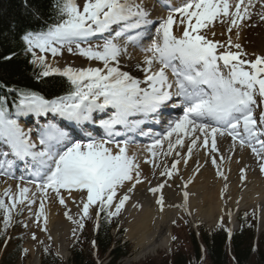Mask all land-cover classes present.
Segmentation results:
<instances>
[{"label": "bare ground", "instance_id": "obj_1", "mask_svg": "<svg viewBox=\"0 0 264 264\" xmlns=\"http://www.w3.org/2000/svg\"><path fill=\"white\" fill-rule=\"evenodd\" d=\"M233 1L237 2L238 9H240V5L245 8L250 7L255 12L263 14L264 17V0H221V3L226 9ZM146 3L150 9L138 16H144L156 9V3L152 0H146ZM244 3L249 6H245ZM130 17H135V14H131ZM201 20L202 15L197 11L184 8L176 32L180 38L188 39L190 33L197 29ZM136 36L125 38L127 39L125 41L116 38L117 35L106 37L109 44L113 43L114 45H112L109 58H106L102 65L91 61L74 64L81 71L98 73L97 80H88L81 85L79 94L84 97V100L90 99L100 105L111 103L113 107H117L118 104L126 106L132 102L138 103L147 98L154 99L167 94L171 85H174V80L177 88L180 87V82L174 78L172 73L174 68L168 67V60H171L175 55L177 59L186 62L187 64L179 66L182 74L183 70L185 71L191 66L190 62L193 57L190 59V53L194 48L193 50L196 52L193 62L196 61L197 55L201 51H205L206 59L204 58L205 65L202 69L204 74L207 73L212 77L211 101L207 104V110L210 112L214 110L219 101L217 92L223 88V82L219 81L218 74L214 71L211 73L208 69L210 65H216L215 56H220V52L210 53L204 48L200 51L197 50L195 44L183 42L181 39L174 41L173 44L169 40L164 47L159 49V59L163 66L158 70H153L143 58L132 57L135 56V53H131L133 51L131 47ZM234 40L236 43L239 41L237 37ZM199 75L200 72L188 73L186 77L182 76V78L187 80V77L192 79ZM127 88H130L129 97L126 93ZM174 89L176 88L174 87ZM245 99L244 106L247 104V96ZM198 106L195 105L192 108L196 115L200 116L202 111L198 109ZM239 109L230 100L225 99L222 101V109L218 113L235 112ZM135 112H139V110L137 109ZM138 114L131 116L130 113H127L129 121L127 129L131 128L133 123L138 120L136 118L139 117L135 116ZM243 126L242 129H250L248 119H244ZM215 127L219 126L215 125ZM235 127L238 125L231 126V128ZM197 128L199 129V127ZM146 132L152 135L158 134V131L154 129H147ZM210 134L217 149L216 156L206 155V144L203 140L199 150L195 148L192 153L190 152L191 147L195 146L196 140H193L192 144L191 141L188 143L186 139L178 140L176 146L180 148V154L178 151H173L165 157L161 166L160 164L158 166L147 150L141 153H131L125 150L120 154L116 150L113 152L98 151L97 159L111 170L106 184L112 193V201L122 205L124 217L127 218L125 235L128 240L133 242L134 249L139 250L135 258L144 257L158 250L169 251L171 224L182 211H193L194 218L202 219L212 225L225 214L229 216L230 221H234L235 215L240 209L254 208L258 212V232H264V154L259 152L257 156L251 157L250 153L253 150L248 147L242 149L239 147L238 141H236L237 144L232 142V139L237 136L233 130H228L225 135H221L219 130ZM245 140L249 141V139ZM166 142L167 138L164 137V143L157 142L151 147H161L166 150ZM14 145L20 148V143L16 138ZM241 150V153L234 154ZM201 151L204 153L201 154ZM31 153L37 157L42 156V154ZM144 155H148V157H143ZM231 156L232 158L228 160ZM206 162H210L211 165L204 166ZM136 164H140L141 167H133ZM232 167L233 170L237 169V174L234 173ZM150 173L151 176L148 177ZM35 174L36 172L33 176ZM9 187L11 184L3 183L0 190ZM27 189V186H20V193H24ZM32 190L35 191V189ZM36 194L55 198L50 194H44L41 188L36 190ZM79 194L80 196L74 200L69 195L67 200H58L56 203L45 205L44 202H40V217L42 219L40 231L44 235H50L54 242L64 240L63 238L69 234L68 207L72 210L74 205H84L93 198L92 190L86 185L81 186ZM44 201L47 202V200ZM28 249L32 254L33 262L37 261V246L29 245Z\"/></svg>", "mask_w": 264, "mask_h": 264}, {"label": "rangeland", "instance_id": "obj_2", "mask_svg": "<svg viewBox=\"0 0 264 264\" xmlns=\"http://www.w3.org/2000/svg\"><path fill=\"white\" fill-rule=\"evenodd\" d=\"M77 3V6L82 8L83 5L89 2V0H74ZM126 3V0H107L102 7L105 9L103 11V16H106L107 14L111 13L114 10V7L121 5L124 6ZM85 4V5H86ZM192 4V3H191ZM84 5V6H85ZM187 5V4H186ZM245 6H249L244 3ZM84 8V7H83ZM217 10V6L214 4L210 12L208 14L209 18L212 17L214 12ZM99 12V13H100ZM163 14L166 16L162 23L159 25L160 30H162L163 25L167 23V20L169 23H174L177 21V19L180 16V9L177 14H173L170 10H163ZM218 17L216 21L208 20V17L205 15L206 19V29L204 30V38L210 37V39L214 40L215 43L212 44V48H215L216 50L219 49L223 52L232 53L234 56L239 52V54H242V58L244 61H247L248 65H246L244 62L240 63L239 66L232 63L227 64H221L219 63V68L224 71L226 76L228 74H236L240 78V84L236 85L237 88H239L240 91H250L246 86L247 77L251 71L250 67L252 63L258 64V71H259V78L256 79L254 82H258L257 86L253 87L251 91H254L256 94L254 98V113H257L258 115L261 113L260 109L261 107H264V95L263 93L258 92L259 90H264V17L255 12L251 13L244 9H240L239 11L234 10L233 12H229L228 14H224V11L222 10L221 6L219 7V10L216 14ZM93 20H97V18H93ZM92 21L87 22L86 26L90 25ZM69 27H64L61 29V31H65L68 28L73 27L76 25L74 21L68 22ZM90 27V26H89ZM176 36V35H175ZM238 38V42L236 43L234 38ZM48 36H39L38 38H34L30 42V50L33 51L36 55L40 54V59L43 58L45 61V64L49 65L48 70L53 69L52 66H57L60 63V61L55 60L52 62L51 60L48 61V59L54 60L57 55L62 56H71L73 57H79L78 54H88L92 52V57L88 56V59L96 60L100 59L103 55L101 54L103 52V49L99 46H92L90 48L82 47V46H73V47H59L56 45H53L52 41L49 42ZM159 40L156 38H153V45L155 43H158ZM135 48V47H134ZM53 50V51H52ZM153 50H155V47H153ZM148 55L152 54V52L149 51L147 53ZM85 55V56H86ZM54 56V57H52ZM81 58V57H80ZM39 59V60H40ZM79 59V58H78ZM81 60V59H79ZM83 62H87L86 60H81ZM250 61H252L250 63ZM71 63H75L77 61L73 60L70 61ZM81 63V62H77ZM69 64V63H68ZM250 64V67H249ZM52 67V68H51ZM81 77V84L86 82L87 80H94L98 79L96 76V72L91 71H78ZM83 72V73H82ZM243 76V77H241ZM228 77V76H227ZM80 84V85H81ZM80 85L78 87H80ZM77 87V88H78ZM77 93V90H76ZM76 100H72L71 102H63L62 105H71L72 103H75ZM262 110V109H261ZM260 121V119L258 120ZM263 127L260 129H257V133L259 136L258 138H262L261 142H264V122L262 121ZM177 129V128H176ZM189 131V129L187 130ZM181 132V131H180ZM174 131L173 133H180ZM19 136H23V139L28 142H32L33 145L35 144H42L41 142H36L34 138L31 136L30 133H24L23 131L19 132ZM176 136H181L183 139H188L190 134L185 132L184 134L180 133ZM103 149L107 147H113L117 146L115 144H110L103 142ZM125 146V144H120V147ZM264 147V143L262 145ZM78 147H73L71 150H69L67 153H64L58 160V163H60V167L57 169L58 177L62 175L63 173H68V176L73 174L71 171V165H74L77 163L78 165L81 162H87V164H91L92 160L94 159V163L99 171H101L100 166L97 164L95 155L93 153V149L97 147V143H90V144H83L81 145L79 151L77 153H74L73 150L78 149ZM36 149H43L41 146H37ZM108 152H113V150H106ZM161 150H156V153H160ZM210 152H213L210 150ZM84 154L85 157H78V155ZM72 156H74L72 158ZM253 167V166H251ZM233 170V167H232ZM234 173H236V170H233ZM237 174V173H236ZM57 177V178H58ZM101 183H96L95 180L92 178V180L88 181L87 184L90 185L92 190L96 191V197L93 202L85 203L84 205H74L72 207V210L68 207V220L70 221V231L69 234H67L63 239L62 243L64 246H60L59 243H53L52 238L50 235H44L43 232L40 231V225H41V205L40 202H44L46 205L47 203H56L58 200L65 199L67 200L69 198V195L72 196L73 200L79 195V185L80 184H73L71 188H68L67 185H65L61 180L57 179V181L61 182V185L59 189L56 188H47L46 185L42 183L45 194H50L51 196L55 198H51L48 196H36L32 189H34L39 183L33 184L29 181H24L23 179H13L11 180L8 178L6 174L0 175V187H2L3 183H10L13 184L9 188H5V190H0V238L3 236L2 240L0 241V261L2 258H6L10 255V251L12 252L14 250V247L20 245L23 248L22 252H19L16 254V257H13V261L15 264H39V261L33 262L32 254L30 253L28 246L29 245H36L38 249V259L40 257V252L42 249V244H51L56 252L59 254V256L62 258L63 262L67 261L69 256V247L73 244L75 238L79 235H81L83 238H87L89 245L91 243L92 238V225L95 223V219L99 213L100 208L103 206V204L110 206H113L112 199H111V192L107 188L105 184V180L107 178V175L100 176ZM20 186H27L28 189L24 191V193H20ZM70 186V185H69ZM44 200H47L45 203ZM44 205V206H45ZM121 209V207H120ZM231 209V208H230ZM232 210V209H231ZM65 211V209H64ZM247 211H253L256 213L258 217V212L254 209H246L242 210V213H246ZM241 212V211H240ZM253 212H249V216L246 218L250 222H254L255 225V232H257V242H260V239L263 240L261 244L263 245L264 249V232H258L257 231V223L258 218H256V215ZM183 212H180L177 217L175 218V223L171 224V245L172 243H177L180 245V248H187L189 244L188 239V233L191 229V225L189 223V220L185 218V216H181ZM239 214L238 220L241 216ZM184 214V213H183ZM189 216L191 217V221L196 223L197 228L201 227L202 225L205 226L207 229H210L212 227H215L217 224H219L218 221L223 222L228 227H230L232 230H235L238 226L237 223V217L236 221L231 222L229 221L228 217L224 215L221 219H219L216 223L210 225L207 222H205L202 219L194 218V212L190 211L188 212ZM238 216V214H237ZM244 216V214H243ZM194 218V219H193ZM125 222V221H124ZM236 222V223H235ZM235 224V225H234ZM126 226V224H125ZM42 233V234H41ZM124 240H128L127 237L124 235ZM176 239L175 242L173 239ZM87 242V244H88ZM126 243H129L130 252L128 254V257L125 258L121 264H138L141 262L148 261L150 259H161L164 257L169 258V251L166 250H158L157 252H154L152 254L146 255L144 257H138L135 258L138 254L139 250L134 249L133 242L128 240ZM88 245V246H89ZM202 264H205L204 256L202 258Z\"/></svg>", "mask_w": 264, "mask_h": 264}, {"label": "trees", "instance_id": "obj_3", "mask_svg": "<svg viewBox=\"0 0 264 264\" xmlns=\"http://www.w3.org/2000/svg\"><path fill=\"white\" fill-rule=\"evenodd\" d=\"M68 8V0H0V109H13L21 104V96L50 100L72 90L66 75L35 66L25 50L27 36L46 32L70 19L73 13ZM117 217L116 213L108 216L103 212L92 228L91 247L87 246V238L78 236L65 262L51 246L43 244L40 264H101L104 260L105 264H119L128 254V247L112 235ZM254 237L253 227L244 220L232 233L223 225L210 230L201 227L196 233L189 230L187 248L175 243L169 258L138 264H202V255L205 264H264L263 240L254 243ZM19 250L15 247L0 264H15L13 257Z\"/></svg>", "mask_w": 264, "mask_h": 264}]
</instances>
